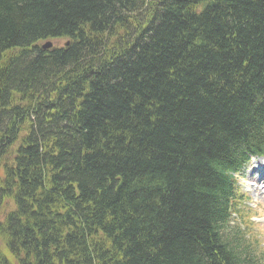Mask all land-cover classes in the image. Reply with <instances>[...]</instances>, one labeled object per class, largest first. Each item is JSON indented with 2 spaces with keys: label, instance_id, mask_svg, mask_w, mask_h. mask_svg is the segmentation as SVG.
<instances>
[{
  "label": "trees",
  "instance_id": "obj_1",
  "mask_svg": "<svg viewBox=\"0 0 264 264\" xmlns=\"http://www.w3.org/2000/svg\"><path fill=\"white\" fill-rule=\"evenodd\" d=\"M249 151L264 0H0V264H259Z\"/></svg>",
  "mask_w": 264,
  "mask_h": 264
},
{
  "label": "rangeland",
  "instance_id": "obj_2",
  "mask_svg": "<svg viewBox=\"0 0 264 264\" xmlns=\"http://www.w3.org/2000/svg\"><path fill=\"white\" fill-rule=\"evenodd\" d=\"M242 183H244L243 191L246 192V195L249 196V200L246 199V206H251L253 210H255L256 214H258L259 217L255 218V221L257 222L258 231L262 232L264 235V194H255L254 191L249 187L251 182L249 181V178L246 177ZM260 191V190H258ZM247 198V197H246ZM14 205L11 201V199H7L4 203V205L0 208V220L3 219L4 215L11 209H13ZM257 231V230H256ZM263 237V236H262ZM264 240V239H263ZM2 240L0 239V250H4V247L2 246ZM14 262V261H13ZM15 264H19L18 262H15Z\"/></svg>",
  "mask_w": 264,
  "mask_h": 264
},
{
  "label": "bare ground",
  "instance_id": "obj_3",
  "mask_svg": "<svg viewBox=\"0 0 264 264\" xmlns=\"http://www.w3.org/2000/svg\"><path fill=\"white\" fill-rule=\"evenodd\" d=\"M259 165H260L259 167L262 166V164H259ZM259 167H258V168H259ZM253 170H256V169H253ZM253 172H254V171H253ZM250 179H251L252 181L256 182V184H257L260 180H263V179H264V176H263L262 171L258 170L257 174H254V176H253V173L250 174ZM254 191H255V192H258V189L255 188ZM262 191H263V190H262ZM262 191H261V193H263Z\"/></svg>",
  "mask_w": 264,
  "mask_h": 264
},
{
  "label": "water",
  "instance_id": "obj_4",
  "mask_svg": "<svg viewBox=\"0 0 264 264\" xmlns=\"http://www.w3.org/2000/svg\"><path fill=\"white\" fill-rule=\"evenodd\" d=\"M46 46H50V43H48Z\"/></svg>",
  "mask_w": 264,
  "mask_h": 264
}]
</instances>
